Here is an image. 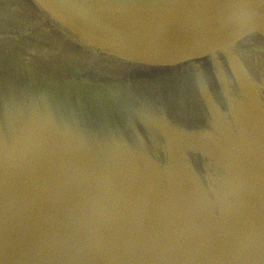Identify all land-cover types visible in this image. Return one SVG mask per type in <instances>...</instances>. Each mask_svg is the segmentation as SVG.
Returning <instances> with one entry per match:
<instances>
[{"label":"water","instance_id":"water-1","mask_svg":"<svg viewBox=\"0 0 264 264\" xmlns=\"http://www.w3.org/2000/svg\"><path fill=\"white\" fill-rule=\"evenodd\" d=\"M0 264H264V0H0Z\"/></svg>","mask_w":264,"mask_h":264}]
</instances>
